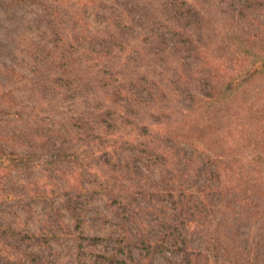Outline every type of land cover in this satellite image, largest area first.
Here are the masks:
<instances>
[{
	"label": "trees",
	"instance_id": "1",
	"mask_svg": "<svg viewBox=\"0 0 264 264\" xmlns=\"http://www.w3.org/2000/svg\"><path fill=\"white\" fill-rule=\"evenodd\" d=\"M23 1L0 0V60L5 67L4 80L0 84L18 83L15 78L23 75L27 68L34 76L28 94L41 112L33 116L32 131L26 137L22 131H11L3 138L10 134L13 139L30 138L45 142L44 151L53 152L54 160L61 165L56 170L62 178L69 176L66 191L55 185L48 193L44 192L37 175V178L27 179V184L9 185L21 201L23 213L31 212L34 204L47 209L40 231L33 232V236L48 237L49 233L66 232L64 235L72 238L79 254L87 248L82 238L89 240L92 246L99 242L103 244L105 235L85 233L92 200L87 192L96 198H106L113 210L116 237L112 240L114 248L106 252L111 261L120 262L121 258L125 264H146L145 260L148 262L151 255L167 248L171 253H181V264H197L198 259L201 260L198 264H241L240 259L252 238L250 227L244 230L243 227L256 221L260 226L257 227L258 235L264 232V185L249 184L245 191L243 183L239 186L232 183L237 182L243 166H224L204 149H197L195 145L186 149L182 143L202 134L214 140L210 135L214 128L207 123L210 110L222 104L229 96L228 92L236 89L239 83L264 78V50H259L258 35L250 33L243 39L238 38L240 45L236 55L240 62L247 63V69L239 73L234 71L226 77L230 81L226 83L224 93L222 89H213L205 95L209 101L200 103L203 111L198 115L201 118L193 122L197 132H190L193 129L162 131L158 125L144 124L142 118L148 115L155 120L150 109L164 97V84L155 78L167 68L161 66L158 71L159 67L150 63L141 69L139 62L146 55L154 59L156 55L151 54L160 46L163 52L171 42L173 51L189 54L196 62L192 70L183 68V76L186 85L197 81L200 91L194 92L191 87L178 89L173 79L166 83L169 91L181 104L188 99L187 109L197 98V93L204 95L206 86L193 74L200 72V78L205 80L214 76L207 57L201 59L206 54L204 44L209 43L204 34L206 0H151L142 5L133 4L131 0H111L110 6H102L109 9L110 14L100 28H93L85 21L79 23L86 19L90 9L98 8L99 0H51L47 4L44 0L41 10L49 16L44 29L40 20L31 27L29 35H23L22 18L13 15ZM227 3V8L232 10L235 0H227ZM153 12L159 17L152 21ZM147 28L148 31L144 30ZM47 30L48 40L42 37ZM139 31H147L142 39L146 51L139 52V55L129 54V38ZM150 37L157 43L154 44ZM35 38L47 41L41 43ZM222 50L220 48L219 52ZM45 67L54 69L55 73H45ZM17 71L20 75L15 76ZM0 93V110L12 108L13 90ZM6 99L9 104L5 103ZM65 101L74 106L80 101V105L69 115L65 109L71 106L59 109ZM16 104L22 112L24 102ZM52 105H57L52 110L58 114V119L50 128L43 123L47 117L37 119V116ZM188 110V114L198 111L197 108ZM18 114L22 116V113ZM183 120L185 122V116ZM201 123L206 126L201 127ZM128 124L135 126L134 130L136 128L131 139L115 134L116 127ZM4 125L6 120L1 121L0 116V128ZM33 147L16 152L0 143V169H4L7 176V181L0 177V185L12 182L14 169L25 174L38 167L43 169L42 172L48 169L46 154L40 146L34 148L41 152ZM156 168L159 173L154 178ZM52 172L49 167L47 176ZM232 173L237 175L229 182L228 175ZM64 211L68 213L71 226L63 219ZM187 225L193 227L192 231ZM211 225H216L212 233ZM193 233L215 242L207 247H192ZM29 235L25 233L26 237ZM12 243L18 257L5 259L7 262L41 264L42 256L32 246L24 249L23 239L16 238ZM219 244L226 247L222 253L218 250ZM255 245L258 258V254H264V235L262 243L257 241ZM135 251L137 258L134 257ZM259 262L264 264L262 260Z\"/></svg>",
	"mask_w": 264,
	"mask_h": 264
},
{
	"label": "rangeland",
	"instance_id": "2",
	"mask_svg": "<svg viewBox=\"0 0 264 264\" xmlns=\"http://www.w3.org/2000/svg\"><path fill=\"white\" fill-rule=\"evenodd\" d=\"M50 1L51 0H46V4ZM99 1L101 4L98 5V8L95 10L90 9L86 19L79 21V23L85 21L93 28H100L105 24L106 17L109 16L110 11L102 6H110L109 2L111 0ZM148 1L151 0H131V2H134L133 4L138 5L148 3ZM43 2L44 0H24L22 2L23 5L20 8H16L14 11L15 14L13 15L22 18L21 24H23L22 26L24 27V29H22L24 30L23 35L26 33L29 35L31 27L34 25L36 26L40 20H42V30L44 29L45 22L49 16H46L41 10ZM205 4L204 34L209 43L207 45L204 44L203 51L206 50V54L202 56L201 59L207 57V64L214 76L205 80V78H200V72L193 74L198 79V82L206 86L205 94L201 95L197 93V98L193 99L194 102L191 101L190 107L188 108H197L198 111L188 114L189 110L186 106L189 104V100L185 98V102L182 104L177 102L175 96L169 91L166 85L167 81L169 82V80L173 79L178 89H182V87L184 89L191 87L194 92L197 90L200 91V85L197 84V81L186 85V80L183 76V68L190 67L192 70L196 62L192 60L189 54L173 51L170 42L163 52L160 51L162 49L161 46L157 51L155 48L153 49V51H156L154 54H151L156 55L154 59L146 55L142 56L139 62L141 69H145L150 63L155 65V67H159L158 71H160L161 66L167 68L163 69L161 74L155 78L156 81L164 84V97L159 99V102L154 103V106L150 109V112L155 115V120H151V118L146 115V117L142 118L144 124L158 125L162 128V131L180 132L181 130L190 131L189 129H193L190 132L194 130L197 132L193 122L195 120L199 121L201 118V116L198 115V113L203 111L200 103L209 101L205 95L211 93L213 89H222L224 93V87L226 83L230 81L226 79V77L234 71L239 73L247 69V63L240 62L236 55L240 45L238 38L243 39L244 36L250 33L257 34L258 38H260L259 50H264V44H262V42H264V0H235L232 10L227 8V0H206ZM240 6L241 8H239ZM158 17V14L155 13V15L151 17V20H157ZM144 30L148 31L149 29L147 28ZM147 31H139L129 38L130 42L127 45V52H129V54L132 53L135 55V53H137V55H139L146 51L142 44V39L143 36H146L145 33ZM231 31H233V33H231ZM42 37H45L47 40L50 38L48 30L47 33H43ZM150 39L153 40L154 44L157 43L155 38L150 37ZM35 40H40L41 43L47 41L39 38H35ZM220 48H223L221 53L219 52ZM40 56L43 55L40 54ZM40 64L42 65V63ZM4 69V64H2L0 60V81L4 80ZM43 71L48 74L55 73L54 69L49 70L48 67H45V69L43 68ZM22 74L23 75H20L18 71L17 74H15V76L20 75L15 78L18 83L0 84V91H7L8 89L13 90V97L10 102V104L12 103V108L10 106L0 110L1 121L6 120V125L0 128V143L6 144L8 149H13L16 152H22V150L29 149L33 146H40L49 162L48 169L50 167L51 171L54 172L48 177V169L42 172L43 169L40 167L34 168V172L29 174L21 173V171L17 172L16 169H14L11 172L13 176L12 182H5L0 185V264H10L5 259H17L18 252L11 246V244H13L12 242L16 241V238L24 240L25 247L22 246L24 249L28 250V246H32L34 250L39 252L42 256L41 264L44 262L45 264H125L122 263L121 258L120 262L117 260L111 261L106 255L107 251L114 248L112 240L116 237L114 232L116 226L113 224L116 220L112 215L113 210L111 206L108 205L106 198H96V196H92L91 193L87 194L86 192V195L91 196L92 200H90L89 210L86 216L87 223L85 233L101 236L105 235L106 241L103 244L99 242L92 246L89 240L82 238L87 248H83L81 250L82 254H79L72 238L64 235L66 232L49 233L48 237L33 236V232L40 231V227H42L41 221L44 219V213L47 209L40 204H34L32 205L33 210L31 212L23 213L21 201H19L18 196H16L17 194H13L14 191L11 190L10 186L15 187L17 184L19 186L27 184V179L32 180L37 175L40 178L38 184L41 189H44V192L48 193L55 185L59 188L61 187L62 191H66V189H69V176L67 175L62 178L59 170H56L57 167L61 168V165L54 160L52 156L53 152L44 151L45 142L30 138L21 140L13 139L14 137L10 136V134L7 138H3V135L6 136L11 131H15V133L22 131L23 135L26 137L27 134L32 131L31 126L34 124V122H32L33 116L41 112V109L33 103L32 99L34 100V98L28 94L29 89H31V84L33 85L32 78L34 76L27 68ZM177 77H180V79L178 80ZM208 85L211 86V89L208 88ZM236 89L230 90V92H228L229 96H227L216 109H209L210 115L207 116V123L211 125L209 127L214 128V132H210V135L215 139H209L207 134H202L199 136L202 138L196 136L193 140H187L188 142L182 143V145L186 146V149H192L191 145L198 146L197 149H204L213 159L222 162L224 166L232 165L235 168L243 166L238 174L237 182L233 181L232 183L236 186H239V183H243L246 187V191L249 184L258 185L261 183L264 185V173H262L264 172V78H255L239 83ZM226 100H228V102L224 104ZM5 101V103L9 104L8 99ZM18 101H22L25 104L22 112L20 111L19 105L16 104ZM79 102L80 101L74 106L73 103L65 101L60 105L59 109L71 106L65 110H68L69 115L73 114L74 112H71L73 108L75 109L80 105ZM4 105L5 104H2V106ZM53 106L57 105L48 107L49 109L46 111L43 110V112L37 116V119L47 117L43 123L44 125L46 123L50 128L55 126L54 121L58 119V114L52 110ZM32 107L34 108L31 109ZM18 113H22V116H19ZM184 116L185 122L184 120L182 121ZM27 124L30 126L26 127ZM125 126L119 125V127H116L115 134L117 136H122L123 139H131V137L136 134V128L134 130L135 126L133 127L132 124ZM205 126V123H201V127ZM206 129H208V127ZM185 139L187 138L185 137ZM35 150L41 152L40 150ZM158 173L159 170L156 168L154 170V178H157ZM235 175L237 174L232 173L228 175L230 177L228 181L230 182L231 177L234 178ZM0 177L7 181L6 171L4 169H0ZM90 177L92 176H89V178ZM13 189L16 191V188ZM255 205H257V203ZM261 208L262 205L259 206V209ZM256 211L259 210L256 209ZM63 219L68 226H71L70 218L65 211L63 212ZM215 226L216 225L212 226L211 233L214 231ZM249 227L252 238L249 239V247L247 251H244V256L241 257L240 263L261 264L259 261H264V254H258V258H256L255 250H257L258 247L255 243L257 241L262 243L264 232H262L260 236L258 235L257 227L260 226H258V223L256 224V221L250 222L249 226H244L243 230ZM151 229L153 232H156L155 227ZM187 229L192 231L193 227L187 225ZM25 233L30 234L29 237H26ZM44 234L46 235V233ZM205 240H207V237H201V235L193 233L191 240L192 247H207L210 243L215 242L211 239ZM235 244L239 245L238 243H233L232 245ZM217 247L220 253L226 250L223 244H219ZM134 257H138L137 251L134 252ZM242 259L248 261V263H245ZM146 261L147 260H145L146 264H181L179 262L181 261V253L179 251L171 253L169 249L166 248L162 250V252L154 253L151 255L149 261ZM197 261V264L201 262L200 259Z\"/></svg>",
	"mask_w": 264,
	"mask_h": 264
}]
</instances>
